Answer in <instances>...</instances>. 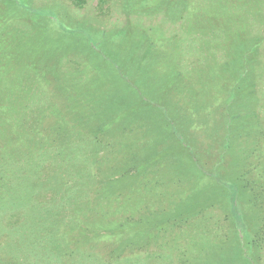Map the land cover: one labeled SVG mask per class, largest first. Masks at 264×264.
Returning a JSON list of instances; mask_svg holds the SVG:
<instances>
[{"label": "rangeland", "instance_id": "rangeland-1", "mask_svg": "<svg viewBox=\"0 0 264 264\" xmlns=\"http://www.w3.org/2000/svg\"><path fill=\"white\" fill-rule=\"evenodd\" d=\"M0 264H264V0H0Z\"/></svg>", "mask_w": 264, "mask_h": 264}]
</instances>
